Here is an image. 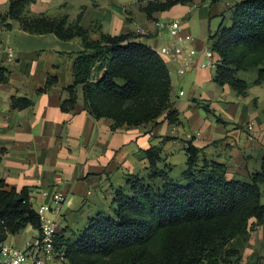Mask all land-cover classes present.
Masks as SVG:
<instances>
[{
  "label": "crops",
  "instance_id": "obj_1",
  "mask_svg": "<svg viewBox=\"0 0 264 264\" xmlns=\"http://www.w3.org/2000/svg\"><path fill=\"white\" fill-rule=\"evenodd\" d=\"M10 1L0 0L1 15H6ZM153 1L164 0H34L25 13L67 18L69 23L80 15L79 24L92 40L101 34L133 35L157 54L171 42L166 29L157 24L179 22L180 35L196 51L191 68L180 76L177 66L159 54L169 71L170 98L179 113V126L169 125L161 116L140 127L112 130V121L96 120L85 111L80 86L74 110L61 112L60 103L67 99L64 89L73 82V60L82 51L80 41L28 34L12 20L0 24V68L8 72L7 82L0 84V180L17 192L28 189L36 213L41 206L53 208L54 197L63 195L57 232L64 231L67 238L96 215H112L115 190L125 187L126 176L148 173L144 151L152 146L161 147L159 167L170 166L176 181L186 167L188 144L199 150V166L222 165L228 180L248 181L264 169V79L257 83L258 69L264 67L237 73L246 83L245 93L238 94L213 82L215 68L203 55L208 37L223 21L231 24L234 2L210 5L195 0L148 18L142 9ZM5 24L12 29L5 30ZM139 29L147 35L139 36ZM212 60L217 63L218 55L214 53ZM49 78L56 83L38 94ZM12 98L30 100L32 105L14 110ZM205 107L226 124L218 123ZM259 187L264 200V180ZM37 235L28 226L7 236L3 244L24 249ZM231 244L238 251L232 264H264V219L245 240L237 237Z\"/></svg>",
  "mask_w": 264,
  "mask_h": 264
},
{
  "label": "trees",
  "instance_id": "obj_2",
  "mask_svg": "<svg viewBox=\"0 0 264 264\" xmlns=\"http://www.w3.org/2000/svg\"><path fill=\"white\" fill-rule=\"evenodd\" d=\"M33 1L11 0L6 15L0 14V24L12 20L28 34L80 41L82 51L73 60V82L64 89L67 99L60 103L61 112L74 110L80 86L85 111L96 120L112 121V130L140 127L161 116L169 125L181 124L171 103L169 71L159 54L133 35L101 34L92 40L79 24L80 15L74 23L67 18L29 16L25 10ZM194 1L147 2L142 10L150 18ZM199 1L213 5L222 0ZM232 1L231 24L223 21L208 37V46L219 57L213 82L244 94L246 83L237 73L264 67V0ZM3 28L11 30L12 26ZM7 79L8 72L0 68V84ZM263 79L264 68L258 69L257 83ZM55 83L56 79L49 78L37 93ZM31 105L30 100L11 99L14 110ZM204 111L226 124L208 108ZM144 154L148 173L126 176L125 187L115 190L112 215H96L72 238L58 232L56 251L63 252L67 264H232L238 251L231 242L237 237L245 240L264 219L259 187L264 169L248 181L228 180L222 165L204 162L199 166V150L188 144L186 167L176 181L170 176V166L159 167L160 146ZM28 192L26 188L17 192L0 180V248L7 236L28 226L39 231V216L29 203Z\"/></svg>",
  "mask_w": 264,
  "mask_h": 264
},
{
  "label": "built area",
  "instance_id": "obj_3",
  "mask_svg": "<svg viewBox=\"0 0 264 264\" xmlns=\"http://www.w3.org/2000/svg\"><path fill=\"white\" fill-rule=\"evenodd\" d=\"M157 26L166 29L171 38L169 44L158 50L159 54L177 66L178 75H184L191 68L196 57V51L190 48L187 45V40L180 35L179 22L173 21L167 25L157 24ZM136 33L139 36L147 35V32L143 29L137 30ZM203 55L208 60V66L214 69L216 62L212 60L213 53L209 46L204 49ZM182 95L183 92H180L179 96ZM247 129L251 130V127L248 126ZM63 203L64 196L57 194L53 200V208L39 207L37 214L40 229L37 231V238L28 243L24 249L3 244L0 248V264H67L63 252L58 253L54 247V237L58 233L57 226L62 215ZM49 215L53 216L54 219H50Z\"/></svg>",
  "mask_w": 264,
  "mask_h": 264
},
{
  "label": "rangeland",
  "instance_id": "obj_4",
  "mask_svg": "<svg viewBox=\"0 0 264 264\" xmlns=\"http://www.w3.org/2000/svg\"><path fill=\"white\" fill-rule=\"evenodd\" d=\"M262 203H264V200H262Z\"/></svg>",
  "mask_w": 264,
  "mask_h": 264
}]
</instances>
